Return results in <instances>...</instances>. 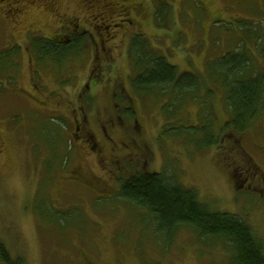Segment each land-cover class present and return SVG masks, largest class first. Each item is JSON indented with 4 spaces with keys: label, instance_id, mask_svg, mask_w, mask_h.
<instances>
[{
    "label": "rangeland",
    "instance_id": "rangeland-1",
    "mask_svg": "<svg viewBox=\"0 0 264 264\" xmlns=\"http://www.w3.org/2000/svg\"><path fill=\"white\" fill-rule=\"evenodd\" d=\"M123 2L131 22L115 17L98 26L95 50L80 33L79 58L73 47L58 65L40 64L36 52L58 56L61 45L46 37L58 31L61 13L87 27L94 17L87 4L56 0V15L37 0L20 28L13 12L0 11V52L20 43L0 63V242L11 264H235L233 248L219 238L183 226L163 238L147 210L119 197L120 180L138 171L162 173L210 210L237 215L264 249V104L243 134L229 137L225 90L209 74L229 56H248L253 73L264 70V0ZM30 25L40 31L25 33ZM142 48L216 87L211 119L219 144L200 143L192 128L208 122L199 100L131 89L146 67ZM93 50L99 54L90 61ZM89 69L96 85L77 98ZM81 108L87 119L77 131L73 110ZM49 127L59 132L52 141Z\"/></svg>",
    "mask_w": 264,
    "mask_h": 264
},
{
    "label": "trees",
    "instance_id": "trees-1",
    "mask_svg": "<svg viewBox=\"0 0 264 264\" xmlns=\"http://www.w3.org/2000/svg\"><path fill=\"white\" fill-rule=\"evenodd\" d=\"M75 37L80 36L76 35ZM140 39L141 36L135 37V40ZM75 40L78 39L73 41ZM53 43L56 46L61 45ZM82 43L83 41L79 40L78 47L81 45L82 48ZM61 46L58 56L51 57V48L45 49L42 53L38 52V56L43 58L42 61H47L49 58L53 65L60 58L68 56L74 45H67L64 49H61ZM137 49L141 51L140 48ZM3 54H6L7 57L9 55ZM142 54L146 67L142 73L131 79L133 90L137 94L147 95L156 91L161 94L169 93L172 101L176 96H178V100L179 96L180 98L192 96V101L199 100L202 111H206L205 117L208 118V122H199L192 128L201 135L200 143H208V146L212 143L219 144L218 139L213 135L214 120L211 119L212 100L216 87L210 83L207 84V80L204 77L201 78L200 75L180 74L176 66L170 65L164 57L156 56L151 52L147 53L144 49ZM232 58L229 56L224 59L222 71L213 69L209 71V74L211 73L210 76L214 77L210 80L225 90L223 103L229 108V118L225 122L223 130L227 131L229 137L234 138V134L244 133L264 104V70L253 73L252 65H250L251 60L248 56H240L239 59ZM4 60L0 63L3 64ZM249 69H251V73H249ZM176 91L179 92V95L176 94ZM200 95L201 98L198 97ZM261 101H263L262 104ZM62 121L64 122V119ZM45 130L49 132L47 136L49 135L50 141L59 133L57 131L52 133L55 129H51V127ZM169 130L171 128H168ZM206 136L208 137L204 138ZM249 171L254 175H260L256 167H251ZM119 186V197L147 210L148 218L156 232L162 234L163 238L169 239L179 226L189 227L200 233L202 237H210L213 238L212 240L219 238L225 246L226 244L230 245L233 248L231 257L234 258L235 264H264L263 245L246 221L235 214L210 210L209 206L199 202L194 191L181 187L175 181L171 182L162 173L138 171L121 179ZM0 258L7 264H11L2 243L0 244Z\"/></svg>",
    "mask_w": 264,
    "mask_h": 264
},
{
    "label": "flooded vegetation",
    "instance_id": "flooded-vegetation-1",
    "mask_svg": "<svg viewBox=\"0 0 264 264\" xmlns=\"http://www.w3.org/2000/svg\"><path fill=\"white\" fill-rule=\"evenodd\" d=\"M37 1V0H0V11L2 8L7 9L6 11L8 12H13V18L10 17V19L15 23V25H17V27L20 28V21L21 19L26 15L25 13L27 12V7H31L33 6V3ZM46 1V3L44 2ZM101 1L104 2L103 4V8H105V15L101 17V13L99 11L97 12V7L98 5L101 4ZM40 5L46 7L49 9V11L51 10L52 12L56 13V15L60 14L58 12V10L54 7V5L56 4V0H39ZM83 3V5H81ZM87 7L89 12L92 13L94 15V17L90 20H88V26L86 27L85 25H81L79 20L78 23H74L72 16L69 17L67 14H62V18L63 20L59 19L57 22H60L62 24H60L56 29H58V31H54L53 33H51L50 38L48 37L47 39L52 41V42H56L59 43L61 45L66 44L67 45H74L73 47L75 48L73 53L76 52V54H73L74 58L78 59L80 54L82 53L83 48L78 47L79 46V38L80 37H75L76 35L80 36V33L82 35L86 36V33H88L90 35L91 40L93 41V45L95 46L94 50L97 49L98 47L96 46L97 44V40H96V30L98 28V26H100L102 23L108 22L109 20L112 21L113 18L115 17H119L121 20L122 18H124V20L130 21L131 22V18L129 16L130 14V7H128L126 5V3L123 2V0H78V7ZM100 8V6H99ZM50 11V13L52 14V12ZM1 15V14H0ZM2 16V15H1ZM95 19V21H94ZM5 20H7V18H5ZM21 31L23 29H20ZM25 33H31V32H37L40 31L39 29H32L31 30V25L28 26L25 30H23ZM58 32V34H54ZM12 36L14 38V34L12 33ZM74 39H78L73 41ZM18 47H20V43L15 40L13 42L10 43V46L6 49L7 53L8 52H14ZM78 47V48H77ZM91 51L90 55V61L94 60L95 57H97V55L99 54V51ZM24 51L25 50H21ZM35 51H37L35 49ZM37 52L35 55V58L40 60L38 61L40 64L44 63V61H42V59L40 58V56H38ZM69 56V54H68ZM68 56H65L64 58H60L61 62H64L66 60H68ZM30 58H28L26 56V58L30 61L31 56H29ZM7 59V57H6ZM94 69V68H93ZM38 72V70H36ZM96 71H98V69H96ZM95 74V73H94ZM98 76V75H97ZM95 75V77H97ZM94 76L91 74L90 69H89V74L87 75V78L85 80V82L81 85V89H80V93L78 94L77 98H81L82 94L86 92L87 89L91 88L92 82ZM60 110V108H58ZM77 109H74L73 111L75 112V124H76V130H79V124L84 123L87 119V115H85L84 113V108H81L80 110L82 112L80 113H76ZM81 121V122H80ZM78 138L82 139L83 141L81 142H85L88 141L90 143V138H88V136L86 135H82V136H77ZM85 139V140H84ZM86 143V142H85ZM89 145V144H88ZM0 261L3 264H7L6 262H4L1 258Z\"/></svg>",
    "mask_w": 264,
    "mask_h": 264
}]
</instances>
